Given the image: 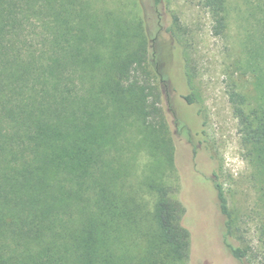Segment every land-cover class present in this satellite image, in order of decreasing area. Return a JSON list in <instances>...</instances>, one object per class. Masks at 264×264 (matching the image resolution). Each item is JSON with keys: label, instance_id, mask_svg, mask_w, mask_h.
<instances>
[{"label": "trees", "instance_id": "obj_1", "mask_svg": "<svg viewBox=\"0 0 264 264\" xmlns=\"http://www.w3.org/2000/svg\"><path fill=\"white\" fill-rule=\"evenodd\" d=\"M151 1L157 7L162 0ZM105 3L0 0V264L193 258L180 187L164 177L173 175L175 153L150 69L149 37L122 11L113 17ZM202 6L212 34L223 35L225 0ZM251 77L263 90L257 102L247 101L238 82L227 96L242 145L262 148L264 74ZM184 99L195 104L193 95ZM258 159L264 170V151ZM213 183L224 251L251 264L247 250L229 241L227 199Z\"/></svg>", "mask_w": 264, "mask_h": 264}, {"label": "rangeland", "instance_id": "obj_2", "mask_svg": "<svg viewBox=\"0 0 264 264\" xmlns=\"http://www.w3.org/2000/svg\"><path fill=\"white\" fill-rule=\"evenodd\" d=\"M93 3L98 8L103 0ZM105 4L117 12L113 17L122 11L149 37L150 69L162 93L160 106L175 153L173 175L164 177L169 186L180 187L196 244L187 264H238L224 251V219L213 182L227 199L229 241L247 250L248 263L264 264V170L257 162L264 146L242 145L227 96L236 82L250 103L263 93L251 76L264 74V0H225L227 29L219 37L212 34V18L202 0H162L157 7L151 0ZM188 95L195 104L185 101ZM134 133L129 129V137Z\"/></svg>", "mask_w": 264, "mask_h": 264}]
</instances>
